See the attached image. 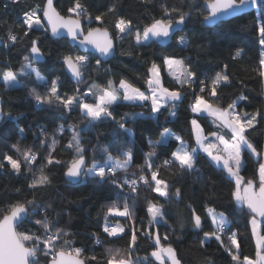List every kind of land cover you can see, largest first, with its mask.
I'll return each mask as SVG.
<instances>
[{"label":"trees","instance_id":"obj_1","mask_svg":"<svg viewBox=\"0 0 264 264\" xmlns=\"http://www.w3.org/2000/svg\"><path fill=\"white\" fill-rule=\"evenodd\" d=\"M211 0H207L209 3ZM87 6L88 12L93 17L91 27L100 26L107 29L116 42V52L112 60L103 63L100 60L97 70L96 60L99 59L91 54L89 56L90 67L85 72L83 82H73L64 69L62 57L66 55H82L77 48L70 47L66 39L54 40L49 37L47 31H33L28 37L22 35L24 29V12L37 4L41 7L44 0H23L20 4H13L11 0H0V38L5 44H0V70L14 71L19 73L24 63V56L30 55L28 49L30 38L37 39L39 46L44 53L45 61L41 64H34L47 80L59 77L62 85L61 91L69 94L75 88L85 91L90 84L105 86L108 80L118 84L119 80L125 79L134 87L142 91H148L146 79L150 76L149 68L155 62L159 66L164 87L170 90L179 89L180 85L167 75L166 58L184 59L192 70L197 73L198 78H207L210 82L216 72L224 70L227 65V73L231 83L217 89L218 95L211 97L207 91L203 95L217 107H226L240 95L248 97L245 101L239 102V111L248 114L261 113L264 117V79L257 72V67L262 50L259 44L260 36L258 29L264 24V7L256 6V10L245 15L235 17L232 20L224 21L213 27L205 23L204 17L209 14L206 9V0H81ZM7 4V7L4 5ZM115 4L116 10L109 13V6ZM73 0H56L55 6L58 12L65 16L69 15L67 9L71 8ZM165 6L168 9L179 8L185 13L191 14V19L186 21L183 31H178L168 42L154 41L150 46H138L135 44L134 36H126L123 39L118 37V30L114 25L120 18L130 19L133 27L142 28L151 22L152 18H160ZM103 13V24L95 22V17ZM175 15V14H174ZM83 25L87 21L81 19ZM20 38L16 44L7 42L9 29ZM217 33L220 38H217ZM183 37L188 41L189 47L178 46L179 39ZM237 49H243L239 58H233ZM106 70V71H105ZM22 87L8 88L0 78V108L3 109L4 119L0 121V155L10 151L9 146L19 142L21 147H33L41 128H46L51 134L63 125L67 129L70 125H77L84 128L88 120L84 119L79 110L68 114L62 108L42 106L37 107L36 101L31 95V89L43 91V86H38L34 77H19ZM81 84L80 87H78ZM183 100L177 102V107H164L160 112L153 113L149 102L130 104L118 102L113 105L116 120L106 119L98 121L94 126L82 133L81 143L85 149L86 161L91 163L93 155H101L99 149L108 146L113 155L115 149L124 145L130 148L133 154L134 165H144L145 154L151 151L149 141L160 140L161 133L167 129L179 135L189 149L197 147L195 131L191 125L192 119H197L205 136L212 132H218L217 123L213 118L205 115H196L190 110L194 95L200 94L199 88L195 93L187 86L181 89ZM91 100V98H89ZM143 113V116H137ZM175 113V116L170 115ZM127 114L126 127L131 129L134 135L129 136L127 132L118 127L116 121H120ZM11 117V119H9ZM155 117V118H151ZM259 122L255 128L249 129L245 134L258 147L264 146V119L258 118ZM19 129H24V137L21 138ZM59 143L53 155L61 161L68 162L73 158L71 150H65L64 145L70 139V134L65 131L63 137L57 136ZM179 147V142L169 140L156 148V155L153 157L159 165L165 159L171 158V153ZM91 149H96L95 153ZM37 150V148H34ZM40 158L46 154L43 149H38ZM198 159L195 167L199 171L181 173L177 168H161L160 175L169 184L170 200L165 202L163 197L150 192L145 187H139L137 192L130 193L124 189L123 196L117 197V189L110 183H98L92 179L78 184H68L64 176L65 164L46 169L50 172L53 180L52 186L46 189L35 190V199L41 205H51L48 209L49 219L58 222L60 228L69 235L67 239L72 241L71 248L84 249V256L96 255L104 264L103 258L107 256L106 249L127 247L130 239L129 221L125 217H108L109 223H121L125 228L122 238H110L102 231L104 224V212L106 207L124 197L128 199L130 206H133V220L136 229L149 230L150 216L147 215V202L152 201L164 206L166 223L161 222L152 226V231H157L163 237L168 235L167 241L161 239V244H170L175 250L181 264H237L231 259V255L225 250L228 246L227 234L222 236L224 244L215 239L208 240L202 247L200 241L204 232L215 230L209 209H215L216 213L223 212L231 226V230L238 233L240 242L241 262L243 257L256 260L257 246L252 234L250 220L252 213L247 206L241 207L235 202V182L227 175L221 167H217L211 159L197 150ZM245 166L241 169L240 175L244 180H253L258 185V160L251 156L247 150L242 152ZM122 158V157H121ZM39 163V161H38ZM35 167V165L33 166ZM139 168L132 167L127 173L120 171L118 175L123 178L138 172ZM27 177V178H25ZM32 173L22 169V175L16 176L7 169L0 171V219L6 213L2 210L9 203L17 200L33 199L34 190L28 187ZM20 191L17 192L16 189ZM179 188L180 197L175 196V190ZM72 201V203H69ZM189 205L195 208L201 217L202 230H194L192 213ZM59 214L58 216L56 214ZM32 219V218H30ZM183 224V227H181ZM261 234H264V223H262ZM39 225L25 222L24 227H18V232L30 229L36 232ZM104 241L96 244L92 234ZM62 243V242H61ZM28 246V243L25 245ZM155 250L152 237L145 236L143 232L137 231L136 255L143 259L148 257L147 264H160L151 257ZM41 264L47 259L40 256ZM96 264V262H90ZM168 264V261H166Z\"/></svg>","mask_w":264,"mask_h":264},{"label":"snow or ice","instance_id":"obj_2","mask_svg":"<svg viewBox=\"0 0 264 264\" xmlns=\"http://www.w3.org/2000/svg\"><path fill=\"white\" fill-rule=\"evenodd\" d=\"M13 4H20L23 0H11ZM147 2V0H145ZM259 5L264 7V0H212L207 3L206 7L209 14L204 17L206 23L212 24L221 20L224 16L235 15L245 11L249 7ZM7 7V4L4 5ZM116 5L109 6L108 12H114ZM73 16H62L55 6L54 0H44V5L39 4L26 10L23 17L24 31L23 36L28 37L33 31H48L49 27L54 37L61 38L64 35L71 37L73 42L78 41L79 46L84 48L85 52L88 46L91 45L99 52L101 57L114 55L113 39L109 36L107 29L102 27H91L93 17L88 12L87 6L81 0H73L71 8L67 9ZM175 14V15H174ZM103 13L95 17V22L103 24ZM81 19L87 21L86 25H82ZM191 19L190 13H185L179 8L168 9L165 6V11L160 18L153 17L151 22L145 24L142 28L133 27L130 19L120 18L115 23L114 27L118 30L120 39L126 36H134L135 44L138 46H150L152 42L158 40H170L178 31H183V26L186 21ZM44 21L47 22L45 25ZM61 29L65 31L62 32ZM259 44L264 46V24L259 29ZM19 36L11 30L7 34V42L16 44ZM217 38L220 34L217 33ZM181 48L189 47L188 41L183 37L177 42ZM0 44H5V41L0 38ZM30 55L24 56V63L21 65L19 73L8 70H0V78L4 81L7 87H22L19 77H29L35 79L38 86H43L44 90L37 91L36 87L31 89V95L36 101L37 107L48 106L62 108L64 112L71 114L75 110L82 113L84 119L88 120V124L84 128H78L77 125H70L67 129L61 125L51 134L46 128H41L40 133L36 138V143L33 147L24 146L23 148L17 143L9 146L10 151L0 155V171L7 169L16 176L22 175V169L32 173V178L28 184L30 189L34 190L33 199L17 200L14 203H9L2 211L6 214L0 219V264H41L40 256L46 257L43 264H90L96 262L101 264L100 258L96 255L84 256V249L76 247L71 248L72 241L67 239L69 235L64 229L60 228L58 222H53L49 219L48 209L51 205H41L35 199V190L46 189L53 184L51 175L46 169L65 164L64 176L67 178L66 183H82L86 179L95 180L98 183H110L117 189V197H122L124 189L127 188L130 193L137 192L139 187H145L150 192L156 193L158 197H163L165 202L170 200L169 184L161 177V168H177L181 173L199 171L195 167L198 159L197 149H189L183 139L165 129L161 133L160 140L149 141L151 151L145 154L144 165L133 164V154L130 148L124 145L118 146L115 151L116 155L110 151L108 146H103L99 149L101 155L97 157L93 155L91 163L86 161L85 149L82 146V133L88 131L89 128L95 125L96 122L111 119L116 120L113 105L118 102L126 101L130 104L139 103L143 106V102H150L153 113L160 112L164 107H177V102L183 100V89L187 86L195 93L196 88H199L200 94H195L190 110L197 115L206 114L212 117L217 127L227 128L231 136L226 139L224 135L212 132L210 135L216 138L217 143L211 140L205 144L201 140L203 129L197 119L191 120V125L197 133V144L207 153L208 157L215 162L217 166L226 170L228 175L235 179L234 197L238 204L244 205L253 213L250 223L252 225L253 235L256 236L257 243V259L253 260L247 256L243 257L242 264H264V234L258 230L261 223H264V146L258 147L249 139L245 133L252 128H255L259 122L258 118L261 113L248 114L240 112L239 102L248 99L245 95H240L235 101L229 103L226 107L214 106L203 95L205 91L211 97L218 95L219 87L227 86L231 83L230 76L227 73V65L224 70L216 72L210 82L207 78L200 79L197 73L192 70L189 64H186L184 59L166 58L164 63L172 69L174 66H179L177 73L173 75L175 81L180 85L179 89L170 90L164 87L161 83L159 66L153 62L149 68L151 75L146 79L148 92L141 91L134 87L125 79L119 80L118 84L112 80H108L106 85L101 87L99 84H90L85 91L80 88H75L71 94L61 91L62 85L59 83V77L52 80H47L34 64L43 60L44 53L42 52L38 40L30 38V46L28 49ZM243 49H237L233 58H239ZM62 62L67 65L72 76L77 82H83L85 72L88 71L89 56L88 55H66L62 57ZM97 70H99L100 59L96 60ZM106 71V70H105ZM258 75L264 79V52H261L258 67ZM91 98V100H89ZM175 116V113H170ZM137 116H143V113H137L132 119ZM3 109L0 108V121L4 119ZM127 114L116 121L118 127L128 133L129 136L134 135L131 129L126 127ZM155 118V117H151ZM11 119V117H9ZM65 131L70 134V139L64 145L65 150H71L73 158L64 162L57 159L53 153L56 151V145L59 143L57 136L63 137ZM21 138L24 137V129H19ZM170 139L179 142V147L171 153L170 159H165L161 164L157 165L153 157L156 155V148L161 144H166ZM205 139H207L205 137ZM218 145H222L220 148ZM37 148V150H34ZM38 149L45 151L44 157L41 159ZM247 150L251 156L255 157L258 162V185L253 180H244L240 175L241 169L245 166L242 152ZM95 153L96 149H91ZM122 157V158H121ZM39 161V163H38ZM35 165V167H33ZM132 167L139 168L138 172H133L131 175H125L121 178L118 173H125ZM27 178V177H25ZM242 185H244L242 187ZM20 191L19 188L16 189ZM180 189L175 190V196L180 197ZM124 197L122 202L118 199L117 202L111 203L106 207L104 212V224L102 231L110 238H122L125 228L119 223H109L108 217H125L132 221L129 225L130 239L126 248H108L106 249L107 256L103 258L104 264H147L148 257L141 259L136 255L137 248V231L143 232L145 236L152 237L154 240L155 250L150 256L159 261L160 264H181L178 259L176 250L168 244H161V239L167 241L168 235L163 237L157 231H152L154 224L161 222L166 223L167 213L164 211L162 204H157L152 201L147 202V215L150 216L149 230L136 229L133 220V206H130L128 199ZM72 203V201H69ZM189 210L192 213V223L194 230H202V221L200 215L197 214L195 208L189 205ZM212 216V223L216 225L214 231L204 232L203 239L200 241L201 246L208 240L215 239L224 244L222 236L227 234L228 246L225 250L231 255L233 261L237 264L241 262L240 242L238 233L231 230L230 222L227 216L221 212L216 213L215 209H209ZM59 215L58 213L56 214ZM32 218V219H30ZM259 218V219H258ZM25 222L39 225L36 232L30 229H25L23 232H18V227H24ZM183 227V224H181ZM96 244H102V241L96 233L92 234ZM62 242V243H61ZM26 243L28 246L26 247Z\"/></svg>","mask_w":264,"mask_h":264},{"label":"water","instance_id":"obj_3","mask_svg":"<svg viewBox=\"0 0 264 264\" xmlns=\"http://www.w3.org/2000/svg\"><path fill=\"white\" fill-rule=\"evenodd\" d=\"M56 2V0H54V3ZM212 2V0L209 2V3H211ZM206 9H207V7H206ZM256 10V6L255 7H249V8H247L245 11H243V12H239V13H237V14H235V15H230V16H224V17H222V19L221 20H218V21H216L215 23H212V24H209V23H206L208 26H210V27H213L214 25H217V24H219V23H222V22H224V21H229V20H232V19H234L235 17H238V16H242V15H245L246 13H251V12H253V11H255ZM58 11V10H57ZM209 11V10H208ZM62 15V14H61ZM62 16H65V15H62ZM73 16V15H72ZM65 17H67V16H65ZM73 18H75L74 16H73ZM44 23H45V25L47 24V22L46 21H44ZM81 23H82V25H83V22L81 21ZM96 27H100V26H96ZM61 31L62 32H64L65 30L64 29H61ZM108 31V30H107ZM48 33H49V37L50 38H52V39H54V40H62V39H66L67 40V42H68V45L70 46V47H75V48H77L78 49V51L82 54V55H84V54H91V55H93V56H96V57H98L103 63H106V62H108V61H110V60H112L113 58H114V56H115V52H116V42H115V40H114V38H113V35L108 31V33H109V36L113 39V45H114V55H110V56H108V57H101L100 56V54H99V52L98 51H96L95 49H94V47L93 46H91V45H89L88 46V50H87V52H85V50H84V48H82V47H80L79 46V42L78 41H76V42H73L72 40H71V37H69V36H67V35H64L63 37H61V38H57V37H54L53 35H52V33H51V30H50V27H49V30L47 31ZM45 61V57L43 56V60L42 61H40V62H38V64H41L42 62H44ZM64 69L66 70V73H67V75H68V77L74 82H77V80L72 76V74H71V71L68 69V67H67V65H65L64 64ZM66 178V177H65ZM74 184H78V183H74ZM249 210V209H248ZM250 211V210H249ZM253 214V213H252Z\"/></svg>","mask_w":264,"mask_h":264},{"label":"rangeland","instance_id":"obj_4","mask_svg":"<svg viewBox=\"0 0 264 264\" xmlns=\"http://www.w3.org/2000/svg\"><path fill=\"white\" fill-rule=\"evenodd\" d=\"M69 15H73L72 13H68ZM158 41H161V42H163V43H165V42H168L169 40H167V41H164V40H158ZM262 47V52H264V46H261ZM75 55H80V54H78V53H76ZM74 55V56H75ZM85 55V54H84ZM171 58H174V57H171ZM174 59H179V58H174ZM166 65V64H165ZM33 67H36L35 65H33ZM37 68V67H36ZM180 69H179V66H174L172 69H169V67L166 65V71H167V75L168 76H170V78L171 79H173V80H175L174 79V77H173V75L172 74H170V73H177L178 71H179ZM42 74V73H41ZM151 75V74H150ZM160 78H161V83L163 84V79H162V76H161V74H160ZM81 86V84L78 86V87H80ZM164 86V85H163ZM8 88H13V87H8ZM142 91V90H141ZM146 93L148 92V91H145ZM124 102H126V101H124ZM127 103H129V102H127ZM150 103V102H149ZM196 114V113H195ZM197 115V114H196ZM201 115H205L206 116V114H201ZM212 118V117H211ZM199 122V121H198ZM200 124V123H199ZM193 127V126H192ZM195 131V130H194ZM171 132V131H170ZM196 132V131H195ZM172 133V132H171ZM174 134V133H173ZM221 134V133H220ZM175 135H177V134H175ZM223 135V134H222ZM177 136H179V135H177ZM225 136V135H224ZM225 138L227 139V137L225 136ZM171 140V139H170ZM211 141H213L214 143H217L218 144V141H216V138L214 137V136H212V138L210 139ZM169 142V141H168ZM207 142H205V144H206ZM220 148H222L223 146L222 145H218ZM196 149L198 150V151H201L202 153H204L205 155H207V153H205V152H203V150L197 145V147H196ZM208 156V155H207ZM210 158V157H209ZM211 159V158H210ZM212 161V160H211ZM213 163L215 164V162L213 161ZM216 165V164H215ZM217 166V165H216ZM218 168L220 167V166H217ZM226 171V170H225ZM227 172V171H226ZM229 176V175H228ZM230 177V176H229ZM230 178H232V177H230ZM233 180H234V182H235V179L234 178H232ZM244 185H242V187H243ZM235 202H236V200H235ZM236 204H238L237 202H236ZM238 205H240V204H238ZM241 206V205H240ZM209 215L211 216V214L209 213ZM211 218H212V216H211ZM259 219V218H258ZM117 223H119V222H117ZM119 224H121V223H119ZM213 224V223H212ZM251 224V223H250ZM262 223L260 224V226H259V231L261 232V227H262ZM213 226H215L216 227V225L215 224H213ZM252 234H253V232H252ZM254 236V238H255V242H256V236L255 235H253ZM256 246H257V243H256ZM262 254H264V253H262ZM167 261V260H166Z\"/></svg>","mask_w":264,"mask_h":264},{"label":"crops","instance_id":"obj_5","mask_svg":"<svg viewBox=\"0 0 264 264\" xmlns=\"http://www.w3.org/2000/svg\"><path fill=\"white\" fill-rule=\"evenodd\" d=\"M216 123H218V122H216ZM217 127V126H216ZM218 128V127H217ZM220 128V130L217 132V133H221V134H223V135H225L226 137H227V139L231 136V133H230V131L227 129V128H224V127H219ZM205 137L207 138V139H205ZM212 138V136L211 135H207V136H205V134L204 133H202L201 134V140L203 141V143H205V142H208V140H210ZM195 140H196V142H197V133L195 132ZM198 145V144H197ZM222 168V167H221ZM227 175H228V173H227ZM230 178V177H229ZM231 179V178H230Z\"/></svg>","mask_w":264,"mask_h":264}]
</instances>
